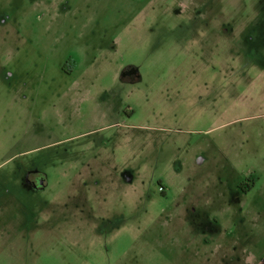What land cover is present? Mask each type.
<instances>
[{
  "label": "rangeland",
  "instance_id": "374dc122",
  "mask_svg": "<svg viewBox=\"0 0 264 264\" xmlns=\"http://www.w3.org/2000/svg\"><path fill=\"white\" fill-rule=\"evenodd\" d=\"M0 264H264V0H0Z\"/></svg>",
  "mask_w": 264,
  "mask_h": 264
},
{
  "label": "flooded vegetation",
  "instance_id": "af4514ba",
  "mask_svg": "<svg viewBox=\"0 0 264 264\" xmlns=\"http://www.w3.org/2000/svg\"><path fill=\"white\" fill-rule=\"evenodd\" d=\"M27 184L33 189L44 188L46 185L45 175L38 171L29 172L26 179Z\"/></svg>",
  "mask_w": 264,
  "mask_h": 264
}]
</instances>
